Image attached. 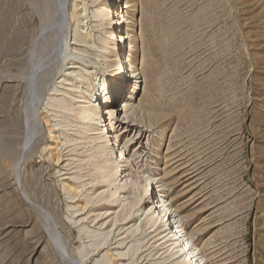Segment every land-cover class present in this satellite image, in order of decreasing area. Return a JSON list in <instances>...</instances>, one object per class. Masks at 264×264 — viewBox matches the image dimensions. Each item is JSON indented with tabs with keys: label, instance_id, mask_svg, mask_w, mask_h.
<instances>
[{
	"label": "rangeland",
	"instance_id": "1",
	"mask_svg": "<svg viewBox=\"0 0 264 264\" xmlns=\"http://www.w3.org/2000/svg\"><path fill=\"white\" fill-rule=\"evenodd\" d=\"M102 2L0 0V264H183L156 194L205 264H264V0H123L141 83L111 136L139 188L114 199L75 114L124 62Z\"/></svg>",
	"mask_w": 264,
	"mask_h": 264
},
{
	"label": "bare ground",
	"instance_id": "2",
	"mask_svg": "<svg viewBox=\"0 0 264 264\" xmlns=\"http://www.w3.org/2000/svg\"><path fill=\"white\" fill-rule=\"evenodd\" d=\"M125 2L127 3V1ZM112 4L113 5H111V2H109V0H104V2H102V4L100 5L97 14L98 18L99 16H101V18L103 19V25H114V30L112 28V30L106 31L108 32V35L104 38V44H106V53L102 56L103 58H105L107 57V54L109 55V53H111V56H118L119 61L121 60V58H124V62L121 65L117 62V67L112 71V79L108 80L102 88L96 87L89 94V97H86L83 100H77L80 103L76 107L75 113L76 116L80 115L81 118L85 121L83 128V133L85 134L83 135V138L88 140L84 143V145L89 146L88 149L90 150L89 155L91 156L92 164H90V166H93L95 170L98 186L100 184V186L106 185L108 187V199L116 198L119 189H124L125 186L128 185L127 183H129L136 189L139 188L138 182L131 180L127 181L129 179L128 173H124L122 177L120 176L122 173V169H120V167L118 166L119 162L121 161L117 159V154L118 152H120V154L123 155V148L119 149L117 140L113 139V137L111 136L112 126L114 124V119L116 118L113 104L119 99L125 97V95L123 94V90L129 89V94L128 96H126V99L122 105V109L120 110V112H123L125 114V118L130 108V101L134 98L133 96L137 93V90L139 89L141 83L139 73L136 69H133L132 66L134 44L131 45V42H134L135 40L133 39L134 32L133 30H129V27H125V24L126 26L133 27L135 24V17H133V14H130V16H128V20L124 21L123 9L126 8L127 5H122L123 0H114ZM71 14L73 15V13ZM125 29L126 32H124ZM76 39H78V37H76ZM127 43L129 44L128 50ZM115 45L118 47V51H112L113 48H115ZM124 46L125 49L122 50V47ZM115 64L116 62L114 63V65ZM81 75V73L77 74V76ZM81 102L86 104V110L84 111V114L82 113L83 108L81 106L83 105ZM61 108L62 110H70L65 100H63L62 102ZM87 131H92L91 135L86 134ZM113 154L115 155V158L112 157ZM118 177H120V179L117 183H115ZM123 178L124 181H122ZM147 188L152 189L149 183L145 185L144 191H146ZM153 198H155L154 201ZM148 203L151 207L146 206L142 210V213L151 215L154 218L155 222H157V217L159 222L163 225H167L169 229H172L173 227V220L176 223L178 222L175 218H172V212L168 208H164L163 200L160 195L156 194L155 196H152L151 200H149ZM150 208H153L157 211L156 217L152 213ZM163 209H165L164 212ZM179 226V223H177L174 234L176 239L181 238V234L178 237L176 235L177 232L181 231L178 229ZM166 234L167 233L165 231L163 236L164 238ZM181 245L185 255L188 256V258H186V262L183 264H188L189 261H192L190 264H205L203 255L200 254L198 250L194 251L193 246H191L190 244L188 245V243L185 241H183ZM187 245L188 247H186Z\"/></svg>",
	"mask_w": 264,
	"mask_h": 264
},
{
	"label": "built area",
	"instance_id": "3",
	"mask_svg": "<svg viewBox=\"0 0 264 264\" xmlns=\"http://www.w3.org/2000/svg\"><path fill=\"white\" fill-rule=\"evenodd\" d=\"M151 210H152V213H157V211L155 210V209H153V208H151ZM173 222V227H172V229H169L168 228V226L167 225H165L166 227V236H165V238L168 240V241H174V246H175V248H178V252L179 253H181L180 255H181V257L182 258H188V256H186L185 255V253H184V251H183V248H182V242L183 241H185L186 239H185V237L183 236V233H182V231H179V232H177V237L181 234V238L180 239H176V237H175V230H176V225H177V223L173 220L172 221ZM178 228V227H177ZM179 230H181L180 229V226H179V228H178ZM189 245V244H188ZM188 245L186 246V247H188ZM192 261H189L188 262V264H190Z\"/></svg>",
	"mask_w": 264,
	"mask_h": 264
}]
</instances>
